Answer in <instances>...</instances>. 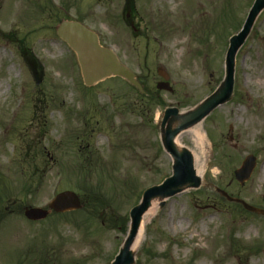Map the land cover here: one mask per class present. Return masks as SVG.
Instances as JSON below:
<instances>
[{
	"label": "rangeland",
	"instance_id": "obj_1",
	"mask_svg": "<svg viewBox=\"0 0 264 264\" xmlns=\"http://www.w3.org/2000/svg\"><path fill=\"white\" fill-rule=\"evenodd\" d=\"M254 1L0 0V264L112 263L130 210L172 174L165 108L188 111L221 85ZM64 19L95 32L144 93L121 76L87 87L56 34ZM160 67L171 91L156 87ZM200 122L202 184L158 201L134 264H264V216L216 190L264 208V11L237 52L232 98ZM248 155L256 166L241 185ZM63 190L80 196L79 210L28 220L26 209H48Z\"/></svg>",
	"mask_w": 264,
	"mask_h": 264
},
{
	"label": "water",
	"instance_id": "obj_2",
	"mask_svg": "<svg viewBox=\"0 0 264 264\" xmlns=\"http://www.w3.org/2000/svg\"><path fill=\"white\" fill-rule=\"evenodd\" d=\"M263 10L264 0H255L241 31L231 37L225 59V77L215 92L188 111L182 112L176 106L165 109L161 121L162 144L164 150L173 160L172 175L164 179L162 183L147 188L143 192L139 204L131 209L128 234L111 264H134L135 252L132 251V245L140 229L142 218L151 206L153 199L169 198L186 188L195 189L201 186L202 179L196 173L192 152L186 147L180 150L176 145L175 139L182 131L198 124L218 106L232 98L235 84L236 54L250 35L256 19ZM57 33L77 53L86 85H94L110 76H121L143 91L136 75L122 65L111 50L102 47L98 36L82 23L63 21L58 26ZM158 74L164 80L157 84V88L171 91L170 76L167 71L164 68H159ZM255 166V156L248 155L242 166L235 171L236 179L243 185L251 177ZM216 190L228 201L239 203L253 213L264 215L263 208L253 206L241 198L230 196L220 188H216ZM164 204L165 201H162L161 206ZM81 207V200L73 191L61 192L50 204V208L56 212H65ZM48 214L49 211L47 210L32 207L25 212L26 217L31 220L44 219Z\"/></svg>",
	"mask_w": 264,
	"mask_h": 264
},
{
	"label": "bare ground",
	"instance_id": "obj_3",
	"mask_svg": "<svg viewBox=\"0 0 264 264\" xmlns=\"http://www.w3.org/2000/svg\"><path fill=\"white\" fill-rule=\"evenodd\" d=\"M179 41V39H178ZM203 123L199 122L198 124L194 125L190 129H187L186 131L182 132L176 139V145L181 150L183 146L179 143V138L185 136H188L194 143L196 149H198V153H193L194 158V164L197 175H201L206 170V163L204 162V158L207 156V150L209 148L207 139L205 137V134L202 130ZM160 198L153 199L151 206L147 210V212L144 214L141 222L140 229L138 231V234L134 240V243L132 245V251L135 252L138 250L141 245L143 244L145 240V227L146 225L153 219V217L157 213V204Z\"/></svg>",
	"mask_w": 264,
	"mask_h": 264
},
{
	"label": "trees",
	"instance_id": "obj_4",
	"mask_svg": "<svg viewBox=\"0 0 264 264\" xmlns=\"http://www.w3.org/2000/svg\"><path fill=\"white\" fill-rule=\"evenodd\" d=\"M141 92H139V94H140Z\"/></svg>",
	"mask_w": 264,
	"mask_h": 264
}]
</instances>
